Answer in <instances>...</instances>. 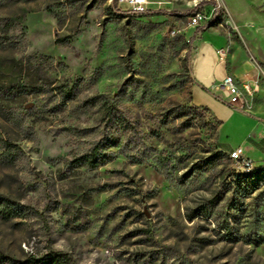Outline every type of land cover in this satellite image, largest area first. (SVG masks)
<instances>
[{
  "label": "rangeland",
  "instance_id": "374dc122",
  "mask_svg": "<svg viewBox=\"0 0 264 264\" xmlns=\"http://www.w3.org/2000/svg\"><path fill=\"white\" fill-rule=\"evenodd\" d=\"M212 1L137 15L118 0H0V194L27 205L0 212L1 251L62 250L74 264H264V182L237 189L225 145L251 123L237 111L221 127L191 98L205 30L264 65V0H222L221 22L190 25L195 4ZM258 106L264 88L250 113ZM99 140H118L112 159L77 161Z\"/></svg>",
  "mask_w": 264,
  "mask_h": 264
},
{
  "label": "crops",
  "instance_id": "0c3cea01",
  "mask_svg": "<svg viewBox=\"0 0 264 264\" xmlns=\"http://www.w3.org/2000/svg\"><path fill=\"white\" fill-rule=\"evenodd\" d=\"M165 1L161 6L163 8L154 12L169 11L166 9L167 7L171 10V0ZM152 4H155L156 7L154 8H157L156 3ZM202 33L203 37L198 43L197 52L191 62L194 78L191 87L192 101L198 106H205L213 111L214 115L222 121L221 127L233 118L237 111L239 114L236 118H248L251 125L247 128L243 140L238 144L225 145L229 148L242 145L245 152L253 157L259 166H262L264 163V106H258L255 113L239 110L231 106L225 98L209 89L214 81L228 73H232L241 79L254 76L256 73L254 62L249 58L247 52L243 51L244 48L238 42L234 44L232 51L225 59L221 58L217 49L227 42V38L210 30H205ZM263 88L264 80L257 92L255 102H257L258 95ZM221 105L227 106L229 110H222ZM258 128L259 132L257 131Z\"/></svg>",
  "mask_w": 264,
  "mask_h": 264
},
{
  "label": "built area",
  "instance_id": "2783aa9c",
  "mask_svg": "<svg viewBox=\"0 0 264 264\" xmlns=\"http://www.w3.org/2000/svg\"><path fill=\"white\" fill-rule=\"evenodd\" d=\"M128 5L129 12L132 14L143 12H154L163 7L165 0H118ZM151 3H156L157 8L151 7ZM170 10V8H166ZM229 14V10L222 0H213L210 8L205 5L195 4L188 21L190 25L202 26L210 22H221L225 15ZM219 56L225 59L229 50L224 47L217 49ZM249 58L254 62L256 73L254 76L241 79L232 73L226 74L224 77L214 81L209 89L225 98L226 101L234 108L250 112L254 108L257 92L260 90L261 83L264 80V65L257 60L253 54H249ZM230 158L234 160L236 167L235 172H250L260 167L255 159L249 156L242 145H238L229 150Z\"/></svg>",
  "mask_w": 264,
  "mask_h": 264
},
{
  "label": "trees",
  "instance_id": "16d2710c",
  "mask_svg": "<svg viewBox=\"0 0 264 264\" xmlns=\"http://www.w3.org/2000/svg\"><path fill=\"white\" fill-rule=\"evenodd\" d=\"M157 12H143L137 13V15L156 14ZM204 28H200V31ZM3 93L7 95L18 94L20 89L18 86H8L2 89ZM68 93V92H66ZM69 95V94H67ZM205 107V106H202ZM207 108V107H206ZM220 122H222L219 119ZM111 144L105 140H99L90 148L89 151L85 152L77 158L79 162H85L90 167H97L106 161L112 159L113 150H107V147H113L118 145V140H113ZM6 144H10L5 141ZM111 151V152H109ZM264 182V167L260 166L257 169L250 172H235L232 183L235 184L237 189H251L259 187ZM234 201V200H233ZM232 202L231 206L236 207L237 204ZM26 204L19 203L11 198L5 197L0 194V212L5 217H11L14 214L25 213ZM197 211L196 214L197 215ZM224 227H228L224 225ZM0 264H74L70 254L62 250L51 249L41 254H29L24 258L15 257L9 255L0 250Z\"/></svg>",
  "mask_w": 264,
  "mask_h": 264
}]
</instances>
